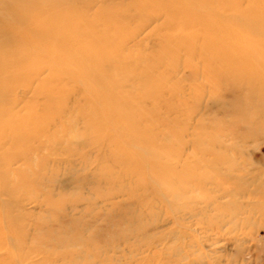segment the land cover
Returning a JSON list of instances; mask_svg holds the SVG:
<instances>
[{
    "label": "rangeland",
    "instance_id": "374dc122",
    "mask_svg": "<svg viewBox=\"0 0 264 264\" xmlns=\"http://www.w3.org/2000/svg\"><path fill=\"white\" fill-rule=\"evenodd\" d=\"M201 1L0 0V264H264V0Z\"/></svg>",
    "mask_w": 264,
    "mask_h": 264
},
{
    "label": "bare ground",
    "instance_id": "6f19581e",
    "mask_svg": "<svg viewBox=\"0 0 264 264\" xmlns=\"http://www.w3.org/2000/svg\"><path fill=\"white\" fill-rule=\"evenodd\" d=\"M201 4H203V5H206V3H207V0H202L201 2H200ZM179 4V3H178ZM173 7V6H172ZM175 7V6H174ZM170 9H172L171 7H170ZM170 9H166L165 11L168 13L169 11H167V10H170ZM173 11V10H172ZM171 11V12H172ZM174 11L176 12L177 10H176V8L174 9ZM172 13H170V16H171V18H173L174 17V19L175 18H178V15H177V13H176V15H177V17L174 15H171ZM169 15V14H168ZM246 15H248V17H251V14L248 12V13H246ZM254 15H256V18L258 19V21L259 20H262V19H264V7H263V10H261V9H258V11H256L255 12V14ZM57 17H59V15L57 14L56 15ZM170 16H168V18H170ZM198 19V18H197ZM170 20V19H169ZM200 20H204V19H200ZM171 21V20H170ZM190 21V20H189ZM191 22V21H190ZM192 23V22H191ZM193 24V23H192ZM178 25V24H177ZM186 25V24H185ZM184 25V27L186 28V26ZM187 25H188V23H187ZM191 24H189L188 25V27L190 26ZM176 26V25H175ZM182 26V25H181ZM181 26H178V27H181ZM177 27V28H178ZM187 27V28H188ZM92 31L91 32H85V33H83L82 35H81V37H82V41L84 40L83 38H85V40H87V41H85V42H89V40H90V38H89V36H92ZM179 40H182V41H184L185 43H192V40L187 36V35H184V36H182V37H179ZM84 42V41H83ZM86 44V43H85ZM120 59H122L121 57L120 58H118V60H120ZM204 59H206V58H204ZM90 63L91 64H89V66L87 67V70H89V72H88V77H90V78H92V58H91V60H90ZM133 64H135V63H133ZM138 64V63H137ZM124 65V64H123ZM120 66H122V64L120 65ZM149 93V95H151V96H154L155 95V93L153 92V91H149L148 92ZM90 96V95H89ZM29 168V167H28ZM169 169V168H168ZM159 172V171H158ZM159 175H160V173H159ZM165 176V175H164ZM164 176H163V174H162V177L164 178ZM172 181V180H171ZM179 182V181H178ZM136 184V183H135ZM171 184V183H170ZM180 185V184H179ZM132 187V186H131ZM167 188V187H166ZM135 190V189H134ZM169 190H170V185H169ZM170 194H171V192H170Z\"/></svg>",
    "mask_w": 264,
    "mask_h": 264
}]
</instances>
